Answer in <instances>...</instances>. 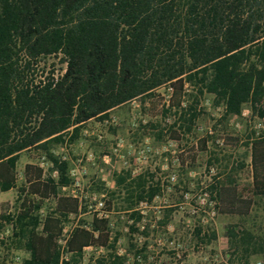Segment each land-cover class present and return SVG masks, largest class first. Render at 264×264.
<instances>
[{
	"label": "trees",
	"instance_id": "trees-1",
	"mask_svg": "<svg viewBox=\"0 0 264 264\" xmlns=\"http://www.w3.org/2000/svg\"><path fill=\"white\" fill-rule=\"evenodd\" d=\"M51 57L65 68L38 78L39 64ZM164 85L173 92L162 113L167 119L175 110L172 138L177 126L192 131L205 94L223 107L222 121L240 116L248 104L263 121L264 0H0V190L18 192L16 212L2 206L0 230L12 226V243L28 253L22 264H78L86 247H114L109 219L94 216L89 228L81 220L73 228L66 249L71 260L61 261L58 240L82 204L62 194L73 183L70 162L52 149L78 141L86 122L105 121L113 109L136 98L145 102ZM24 151L41 153L52 164L51 174L27 163L18 186ZM213 161L219 159L209 165ZM252 163L253 193L264 197V121L252 144ZM114 179L109 195L125 198L126 209L161 193L160 182L146 175L131 179L122 171ZM236 185L227 174L215 177L210 190L224 201ZM132 216L140 220L138 213ZM225 234L231 256L264 259V235L237 224ZM125 261L111 253L97 264Z\"/></svg>",
	"mask_w": 264,
	"mask_h": 264
},
{
	"label": "rangeland",
	"instance_id": "rangeland-1",
	"mask_svg": "<svg viewBox=\"0 0 264 264\" xmlns=\"http://www.w3.org/2000/svg\"><path fill=\"white\" fill-rule=\"evenodd\" d=\"M39 68L38 78L50 71L61 72L65 65L58 57H51L43 60ZM172 93L169 85L161 86L145 102L144 97L136 98L110 111L105 121L86 122L75 143L53 147L55 157L70 162L73 183L63 188L62 194L78 197L82 204L81 213L72 215L64 229H73L80 220L89 228L93 217L102 212L108 214L111 228L109 244L114 247H86L78 264L107 261L111 253L124 256L125 264H264L257 254L231 256L225 234L228 225L237 224L264 235V197L253 193L252 163V144L262 130V120L248 104L240 116L222 121L223 107L214 104L213 95L205 94L198 106L201 115L192 131L184 133L177 126L178 134L172 138L169 125L175 110L167 119L162 114ZM214 157L219 162L209 165ZM28 162L39 164L46 174H51L52 164L41 153L24 151L17 170L18 186L24 182ZM122 171L130 172L131 179L140 175L149 179L153 175L149 180L160 182L161 193L151 203L140 202L126 209L125 198H111L108 192L116 189L115 173ZM227 174L237 181L236 189L219 201L210 185L215 183V177L217 181ZM8 196L0 199V211L7 205L14 213L17 190ZM45 204L53 207L54 200H46ZM133 213L140 215L139 221ZM11 235L12 226L5 224L0 230V262L15 264L18 258L22 264L28 253L12 243ZM67 254L71 260V254Z\"/></svg>",
	"mask_w": 264,
	"mask_h": 264
},
{
	"label": "built area",
	"instance_id": "built-area-1",
	"mask_svg": "<svg viewBox=\"0 0 264 264\" xmlns=\"http://www.w3.org/2000/svg\"><path fill=\"white\" fill-rule=\"evenodd\" d=\"M264 121V119H263ZM263 121L259 124L260 127L263 129ZM105 213V214H104ZM98 218H108V214L106 212H102L101 214L98 215ZM73 229L71 230H67L66 228L63 230V234L59 240V243H60V247H61V251H62V258H61V261L63 260H66L68 261V257H67V252H66V249H67V242L70 238V235H71V232H72ZM16 262L15 264H21V262H19V259L16 258ZM62 264V262H61Z\"/></svg>",
	"mask_w": 264,
	"mask_h": 264
},
{
	"label": "crops",
	"instance_id": "crops-1",
	"mask_svg": "<svg viewBox=\"0 0 264 264\" xmlns=\"http://www.w3.org/2000/svg\"><path fill=\"white\" fill-rule=\"evenodd\" d=\"M28 163H30V162H28ZM13 190H15V189H11V190H9V191H6V192H2L1 190H0V199H8L7 198V196L9 195V193H12L13 192ZM9 197V196H8ZM5 199V200H6Z\"/></svg>",
	"mask_w": 264,
	"mask_h": 264
}]
</instances>
